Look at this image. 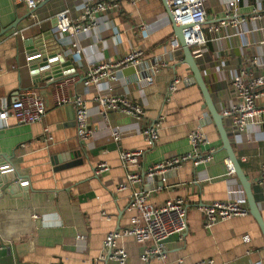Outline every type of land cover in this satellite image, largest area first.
<instances>
[{
	"label": "crops",
	"instance_id": "obj_1",
	"mask_svg": "<svg viewBox=\"0 0 264 264\" xmlns=\"http://www.w3.org/2000/svg\"><path fill=\"white\" fill-rule=\"evenodd\" d=\"M93 1L99 0H49L29 11L22 3L0 0V32L18 21L16 30L0 36V110L23 91L41 97L45 107L41 123L25 125L8 119L0 128V164L10 165L11 178H22L13 193H0V264H118L105 257L103 241L108 233L129 226L134 213L128 207L137 190L155 207L182 198L187 205V231L165 241L163 259L146 262L142 260L144 247L133 237L118 239L127 254L124 264H195L203 260L264 264V237L249 213L208 230L203 227L199 208L239 197L242 188L234 176L228 175L227 155L221 150L213 122L208 121L202 94L183 63L181 48L170 49L169 40L175 34L161 0H120L117 11L97 15L98 23L88 33L76 37L54 35L71 60L74 74L52 83L44 81L42 69L37 68L34 74L31 67L38 64L30 60L38 52L33 48L35 53L28 54L24 43L49 32L58 13L66 10L71 19H78L84 5ZM229 1L204 0L207 42L201 55L194 58L219 113L234 101L230 82L244 60L255 58L264 65V14L249 21L254 1L240 0L236 18L245 19L244 31L229 23ZM222 20L227 22L225 27L208 31ZM73 43L79 53L72 49ZM137 49L143 51L140 63L115 70L114 82L105 78L97 86L79 87L90 66L116 61ZM135 75L139 79L151 76L153 81L133 85ZM173 81H178L176 91L169 92ZM61 84L70 99L80 97L88 109L91 136L86 141L77 137L73 105L55 103L54 94ZM101 95L130 98L143 108L144 117L137 120L111 110L103 117L97 102ZM159 118V140L147 148L141 130ZM223 125L229 132L228 119ZM263 125L249 126L240 136H231L230 141L252 184L264 222V184L258 183L264 157ZM114 128L120 131L118 142L112 140ZM44 129H48V135ZM194 130L205 137L201 150L211 155L209 162L196 166L186 162L175 171L116 191L126 179V169L119 159L121 151L142 150L139 170H147L189 153L188 134ZM71 163L78 164L65 166ZM100 163H105L108 170L96 174Z\"/></svg>",
	"mask_w": 264,
	"mask_h": 264
},
{
	"label": "built area",
	"instance_id": "obj_2",
	"mask_svg": "<svg viewBox=\"0 0 264 264\" xmlns=\"http://www.w3.org/2000/svg\"><path fill=\"white\" fill-rule=\"evenodd\" d=\"M13 5L24 4L29 11H33L38 5L49 0H11ZM135 1V0H128ZM255 8L252 10V21L261 14H264V0H253ZM168 5L175 17L176 25L182 28V38L191 49L195 58L202 53V48L207 40L204 33L206 14L204 11V0H167ZM120 0H99L87 2L82 14L78 19H71L68 11H63L55 16V23L50 28L53 35L65 34L76 37L88 33L98 23V14L113 13L119 8ZM230 24L237 25L246 30L245 19L236 18L240 0H231L227 3ZM229 12L232 14L230 15ZM261 13V14H260ZM231 16V17H230ZM227 22L219 21L217 26L208 28L209 32H218L225 27ZM243 31V32H244ZM170 49L176 51L180 49L179 41L176 37L169 40ZM72 49L76 53L77 44H72ZM143 56V51L137 49L116 61L98 63L89 67L84 79L80 82V88L97 86L102 79L114 82L116 76L114 71L125 67H136ZM248 66V67H247ZM151 84L153 79L148 76L139 79L137 75L133 77V85L139 82ZM178 81L170 83L169 92L176 91ZM231 93L234 101L224 107L221 111L223 120H229L230 139L240 136L249 126H262L264 124V65L259 64L255 58L245 59L237 74L230 82ZM55 103L58 106L72 104L75 109L76 133L80 141H86L91 136V129L88 122V109L80 97L70 99L64 92V85L61 84L55 94ZM99 106L102 108V116L109 110L128 114L137 120L144 117L143 108L132 102L130 98L103 96L97 98ZM45 117L44 101L41 97L31 91L21 92L12 102L0 110V128L7 125L8 119H13L18 124H36L43 122ZM160 118L153 122L148 128L141 130V135L147 148H152L159 140L158 127ZM46 135L48 129H44ZM112 140H120L118 128L112 129ZM191 143V151L185 155L173 156L158 164L150 166L147 170H139L140 160L144 155L142 150H123L119 154L122 166L126 169V179L116 187V191H122L128 185H136L144 182L146 178H152L157 174L175 171L184 163L191 162L194 166L207 163L211 160V155L203 153L201 147L206 144L205 137L200 130L191 131L188 134ZM6 167H10L6 166ZM9 168L7 169V171ZM108 170L105 163H100L95 169L99 174ZM11 172V170H9ZM229 176H234L230 163H227ZM258 183L264 184V157L260 163ZM128 211L134 214L130 218L129 226L120 231L110 232L103 241L105 257L113 259L118 264H124L127 254L118 245V239L124 236H131L136 243L144 247L142 260L163 259L165 241L173 235H181L187 231V205L182 198L165 201L161 206L155 207L147 202V196L142 191H135L132 195ZM202 214L204 229H210L217 223L233 217L248 215V206L243 191L239 197L228 199L225 202H216L204 205L199 208ZM82 239V237H80ZM249 239H246V241ZM195 264H214L212 260L198 261ZM256 264H262L257 262Z\"/></svg>",
	"mask_w": 264,
	"mask_h": 264
},
{
	"label": "water",
	"instance_id": "obj_3",
	"mask_svg": "<svg viewBox=\"0 0 264 264\" xmlns=\"http://www.w3.org/2000/svg\"><path fill=\"white\" fill-rule=\"evenodd\" d=\"M161 1L164 5V9L167 13V16L173 25L174 34H175L174 37L178 39L180 48L183 52V63L189 67L192 74V82L198 86L202 94L204 106L209 114L208 121L213 122L218 132L221 141V150L226 153L228 162L230 163L233 169L234 177L236 178L240 187L242 188L245 199L247 201L249 214L257 222L260 231L262 232V235L264 237V222L262 220L260 211L258 209V205L254 199V195L252 192V184L250 183V181L247 180L245 174L243 173L241 165L238 159L236 158V155L232 148L230 137L223 125L222 115L215 107L209 95V92L202 78L201 72L199 71L195 63L194 57L192 56L191 49L186 45V43L182 38V28L176 25L175 17L168 5L167 0H161ZM17 23L18 21L15 24H13L11 27L1 31L0 36L6 33L8 30H16ZM24 44L27 47L28 54L35 53L33 48H35L36 51L38 52V54L34 56L33 59L31 58L30 60L31 63L37 62L38 65H32L31 68L35 75L37 74L36 71L37 68L42 69L43 74L46 76L44 81L52 80L50 81L51 83L57 82L63 78H67L74 74V69L71 60L67 58L68 56H65L64 50L58 44L55 36L50 31L47 33H43L41 35H37L36 37L27 40ZM59 65L61 66V68ZM47 67H49L51 71L49 69H46ZM263 129H264V125H263ZM2 158L5 161L9 162L7 158L4 157ZM80 163H82V161ZM77 164L78 163H71L65 166L70 167L72 165L74 167ZM6 166L9 165L0 164V193L5 192L7 190L9 193H13V189H16L15 187L19 186L18 182H21L22 178L19 176H15L11 178L12 175L7 171L9 167ZM23 182L24 181H22V183Z\"/></svg>",
	"mask_w": 264,
	"mask_h": 264
}]
</instances>
